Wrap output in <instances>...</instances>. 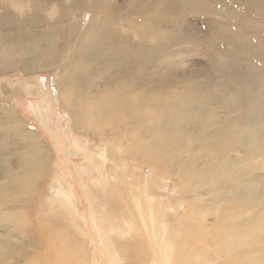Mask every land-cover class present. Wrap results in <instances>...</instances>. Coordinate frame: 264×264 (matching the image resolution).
Listing matches in <instances>:
<instances>
[{
    "label": "rangeland",
    "instance_id": "obj_1",
    "mask_svg": "<svg viewBox=\"0 0 264 264\" xmlns=\"http://www.w3.org/2000/svg\"><path fill=\"white\" fill-rule=\"evenodd\" d=\"M36 261L264 264V0H0V264Z\"/></svg>",
    "mask_w": 264,
    "mask_h": 264
},
{
    "label": "bare ground",
    "instance_id": "obj_2",
    "mask_svg": "<svg viewBox=\"0 0 264 264\" xmlns=\"http://www.w3.org/2000/svg\"><path fill=\"white\" fill-rule=\"evenodd\" d=\"M138 109H139V107H138ZM133 110V109H132ZM136 109H134V111H135ZM140 110H142L143 111V109H141L140 108ZM142 111H135V112H142ZM132 113H133V111H132ZM141 115H143V114H139V116H141ZM161 139H163L162 137H161ZM24 155V154H23ZM99 155V154H98ZM160 154H157L155 157H157V159H159L160 158ZM23 159H22V161L23 162H25L26 163V166H25V169L23 170V172L19 175V176H22V177H24L25 176V174H26V172H27V168H28V160H27V158H26V156L24 155L23 157H22ZM41 160H44V158H40ZM8 185V187H9V189L11 190V191H14L15 190V188H16V186H17V183H15V174H14V177H13V179L12 180H10V182L7 184ZM135 203H137V201H135ZM139 208H141V204H138L137 205ZM141 227H143V228H145L146 229V231L147 232H149V233H151V234H156L158 231L155 229V228H151V229H149L148 228V225L147 224H145L144 222H141ZM139 226H140V224H139ZM30 231V230H29ZM26 234V233H25ZM28 235V234H27ZM37 246V245H36ZM225 250V249H224ZM23 256H25V254H23ZM36 259H38L37 257L35 258V260ZM36 264H39L37 261H36Z\"/></svg>",
    "mask_w": 264,
    "mask_h": 264
}]
</instances>
